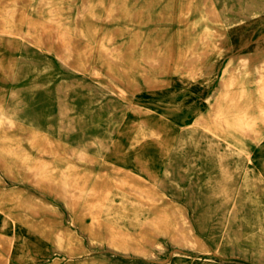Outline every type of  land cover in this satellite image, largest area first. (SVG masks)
I'll list each match as a JSON object with an SVG mask.
<instances>
[{"label":"rangeland","instance_id":"374dc122","mask_svg":"<svg viewBox=\"0 0 264 264\" xmlns=\"http://www.w3.org/2000/svg\"><path fill=\"white\" fill-rule=\"evenodd\" d=\"M8 1L0 147L37 181L0 165V264H264V0L172 24L107 23L108 0ZM243 108L249 133L222 132Z\"/></svg>","mask_w":264,"mask_h":264},{"label":"bare ground","instance_id":"6f19581e","mask_svg":"<svg viewBox=\"0 0 264 264\" xmlns=\"http://www.w3.org/2000/svg\"><path fill=\"white\" fill-rule=\"evenodd\" d=\"M69 1L72 3L74 2V0ZM8 2V0H0V34L4 35L15 34V31L17 30V24H15L14 22L11 23L10 20L1 16L3 8H5V10L9 9L8 6H10V3ZM108 2L110 3L111 10L107 23L110 24H152L154 22H156V24H172L173 21H188L189 19H191L190 15L196 12H203V16H200L196 19L205 21V10L211 12L209 8L205 9L208 0H108ZM3 3H5V5L7 6H3ZM201 4H204L203 8L200 7ZM84 5H88V0L84 1ZM195 5H197L198 7L196 8ZM13 13L16 16V14H18V9H13ZM213 14L217 15V13L215 12ZM10 23L13 24L12 29L7 30L5 26ZM172 48L174 47L171 45V47H169V50ZM151 57L155 60L164 59L163 56L159 54V51L157 49L151 52ZM225 87H232L231 89L239 91L238 95L234 99L238 98V101L243 99L245 88L238 78L232 77L231 79H229L226 82ZM259 91H262V98L264 99V77L263 80L259 83ZM234 102L235 100H231L230 103ZM259 105H262V107H264V101ZM251 115L252 114L248 109H240L236 112L232 120H228L227 123L225 122L224 125L220 126L219 129L222 132L232 129L238 135H246L252 129V125L254 123L255 118ZM23 156L24 154L21 153L18 149L12 151L0 147V165H6L5 167H7V170L9 172H12V168L10 167L11 165L8 166L6 161L8 158L13 159L16 165L13 166V169L18 168V172L20 174L14 179H24L34 184L37 181V175L34 172L37 168L30 167V164L28 163L26 157ZM61 194H70L73 196L76 195L75 193H71L68 190H64ZM14 201L15 206H22L29 213L37 214L39 212L38 204L28 199L21 200L19 199V197H16V200Z\"/></svg>","mask_w":264,"mask_h":264}]
</instances>
